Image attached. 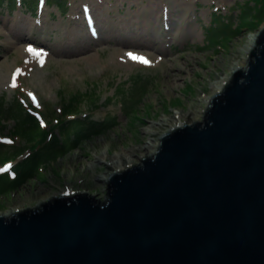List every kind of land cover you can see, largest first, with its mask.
Returning a JSON list of instances; mask_svg holds the SVG:
<instances>
[{
	"label": "rangeland",
	"instance_id": "rangeland-1",
	"mask_svg": "<svg viewBox=\"0 0 264 264\" xmlns=\"http://www.w3.org/2000/svg\"><path fill=\"white\" fill-rule=\"evenodd\" d=\"M91 1L0 0V214L79 191L103 200L112 172L152 154L179 120H202L215 85L245 66L247 36L264 27V0H101L106 37L80 27L86 41L75 46L77 21H65ZM177 4L196 6V21L183 27L174 17L162 52L113 33L148 22L152 43L165 27L162 7Z\"/></svg>",
	"mask_w": 264,
	"mask_h": 264
},
{
	"label": "water",
	"instance_id": "water-1",
	"mask_svg": "<svg viewBox=\"0 0 264 264\" xmlns=\"http://www.w3.org/2000/svg\"><path fill=\"white\" fill-rule=\"evenodd\" d=\"M106 183L0 214V264H264V27L201 121Z\"/></svg>",
	"mask_w": 264,
	"mask_h": 264
},
{
	"label": "bare ground",
	"instance_id": "bare-ground-1",
	"mask_svg": "<svg viewBox=\"0 0 264 264\" xmlns=\"http://www.w3.org/2000/svg\"><path fill=\"white\" fill-rule=\"evenodd\" d=\"M101 0H92L90 3L88 4L86 3V5H81L79 3H76V5H74L71 9L72 15L65 21L64 26L66 28H68V26L70 27L72 25V19H76L75 21H77V26H73L69 29V33L72 37V42H74L75 46H82L83 43L82 41H86L85 39V35L82 33L80 27L82 28V30H85L86 28V34L89 37V39H93L95 37V32H97V37L99 38H104L106 37L104 34H98V24H101V20H105L106 16H102V14H100L98 12V4L100 3ZM93 5V6H90ZM149 12H153L154 10V6L147 9ZM183 10L182 7H179L178 4L177 6L171 7L170 10L165 9V7H162L161 13L159 14V19L160 21H163L162 26L165 24V27L163 29L162 32V36L159 39H155L154 42L150 43V37H149V33H147L148 29H149V23H144L142 26L140 27H144L140 28L137 27V29H133V30H128L127 25H124L122 27H114L113 33L117 32H123V35H128L126 36H122V38L119 40L122 43H132L133 45H137V46H152L157 48L160 52H162V47L164 46V43L168 40L169 35L172 33V31L174 30L173 23H177L176 20L174 19V17L178 16L179 19L183 20L182 21V25L184 27L185 24L190 25L192 24L193 21H196L195 19V14L197 11V8L195 6L194 9L188 10V9H184L183 10V15L182 14H176V11H180ZM36 11L29 13V15L35 14ZM39 17H41V13L39 14L38 20H33L34 23H38L39 24ZM27 16L25 15H20V16H16V20H18L19 22L22 23H26L28 22ZM44 24H47L46 22ZM82 25V26H80ZM181 25V26H182ZM189 28V26H187ZM31 32H33V30H30ZM256 37H257V33H250L247 36V40H246V44L243 47L244 52H248L250 48H252L255 44L256 41ZM26 38H28V36L26 35ZM36 40V39H35ZM102 42H104V40H101ZM119 43V42H118ZM234 67H237L234 66ZM233 67V68H234ZM228 79V78H227ZM226 78H222L218 84L215 85V93H217L221 88L220 86L222 84H224L227 81ZM173 81V78H172ZM219 89V90H218ZM184 122L182 120H179L177 124H175L174 127L171 128H177L181 125H183ZM139 149L141 146L138 145L137 146ZM145 154H142V156H144ZM114 165L118 167V165L121 167H123V163L117 161H114ZM14 212V211H13Z\"/></svg>",
	"mask_w": 264,
	"mask_h": 264
},
{
	"label": "snow or ice",
	"instance_id": "snow-or-ice-1",
	"mask_svg": "<svg viewBox=\"0 0 264 264\" xmlns=\"http://www.w3.org/2000/svg\"><path fill=\"white\" fill-rule=\"evenodd\" d=\"M29 51H32V49L29 48ZM134 58H136V59H140L141 62H143V63H148V61H147L145 58H142V57H134ZM13 86H15V84H13ZM10 167H11V165L6 166V168H5L4 170H7V169L10 168Z\"/></svg>",
	"mask_w": 264,
	"mask_h": 264
}]
</instances>
